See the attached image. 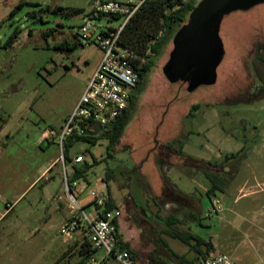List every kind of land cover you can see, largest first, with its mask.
I'll return each instance as SVG.
<instances>
[{
    "label": "rangeland",
    "instance_id": "rangeland-1",
    "mask_svg": "<svg viewBox=\"0 0 264 264\" xmlns=\"http://www.w3.org/2000/svg\"><path fill=\"white\" fill-rule=\"evenodd\" d=\"M100 1L0 0V264L80 262L76 251L66 252L76 239L80 244L86 238L84 233L58 234L69 217L62 150L44 136L61 132L101 61L99 49L77 39ZM19 3L23 6L8 19ZM56 7L60 10L53 12ZM75 9L81 12L68 14ZM97 23L114 28L122 19L109 16ZM174 34L166 35L154 57L118 143L76 142L69 149L71 158L84 155L76 168L90 166L78 187L88 193L106 190L108 184L119 196L120 231L137 254L136 264L171 255L155 248L159 239L170 251L193 257L187 245L167 236L169 215L178 220L176 229L210 242L211 253L227 254L237 264H264V68L256 74L245 57L249 46L264 38V3L223 19L219 36L225 54L213 86L188 93L186 85L165 79L162 67ZM63 42L75 46L55 48ZM50 165L44 179L31 185ZM138 165L140 172L135 171ZM73 166L66 163L67 176ZM159 176L179 193L177 198L200 200L197 221L189 217L196 209L191 201L174 197L177 203L156 205L144 182L157 190ZM214 181L217 187L208 196ZM6 204L12 205L9 211ZM84 212L93 216L90 206ZM93 258L117 264L101 251Z\"/></svg>",
    "mask_w": 264,
    "mask_h": 264
},
{
    "label": "built area",
    "instance_id": "built-area-1",
    "mask_svg": "<svg viewBox=\"0 0 264 264\" xmlns=\"http://www.w3.org/2000/svg\"><path fill=\"white\" fill-rule=\"evenodd\" d=\"M144 0H105L93 4L84 23L79 28L78 41L92 44L102 52V58L91 75L84 93L81 95L73 112L68 117L60 133L50 131L44 136L46 141H56L62 150L64 141L73 134L80 135L85 126L105 128L111 125L126 109L130 94L140 78L134 69L133 51L122 47L118 38L124 25L136 13ZM102 16L122 19L117 27H102L97 20ZM63 167L64 198L69 217L58 234L68 237L80 229L91 248L103 252L104 258L112 259L117 264H135L131 254L119 247L117 226L121 217L119 209L105 210L108 196L105 190H91L82 199L83 189L77 180L70 182L66 165L61 155ZM84 155H76L70 165H80ZM90 206L93 216L84 212ZM12 205L6 204L9 211ZM85 264H99L91 256ZM199 264H237L230 256L223 253H210Z\"/></svg>",
    "mask_w": 264,
    "mask_h": 264
},
{
    "label": "trees",
    "instance_id": "trees-1",
    "mask_svg": "<svg viewBox=\"0 0 264 264\" xmlns=\"http://www.w3.org/2000/svg\"><path fill=\"white\" fill-rule=\"evenodd\" d=\"M22 6L23 3H19L16 9L10 13L8 19L15 15ZM195 6V0H144V2L136 11V13L124 25L118 38V42L122 47L133 51L135 55L134 69L138 72L140 80L130 94L126 109L118 118H116V120L111 125L105 128H101L99 126H85L80 135L73 134L64 141L62 148V156L65 165L66 163L71 164L72 162V158L69 155V149L76 142H83L89 144L90 146H95L99 140L108 139L110 145H115L118 143L124 133L125 128L130 122V119L133 114V109L135 108L134 103L136 102V100H138L139 96L145 89L146 76L151 71V68L154 65V61L156 58L155 56L159 55L161 45L165 44L168 39L167 36L172 33H176V31L187 21L188 15ZM58 10H60V8L56 7L52 11L56 12ZM80 12L81 10L75 9L69 12L68 14H78ZM103 17L108 16H102L100 18ZM111 18L117 19L118 17L111 16ZM47 35L48 34H45V36ZM16 36L17 32H15L9 38L5 45L11 43V41L16 38ZM74 46L75 43L73 45H69L63 42L61 44L56 45L55 48L71 49ZM195 108L196 106H194V109ZM94 164L98 163L94 162ZM157 166L159 167L158 163ZM72 168L73 171L70 176V182L83 178L84 173L89 170L90 166L85 165L80 169L74 166ZM140 169V165L135 167V171L140 172ZM161 177L163 179V176ZM108 179H110V177L108 174H106L104 181H108ZM145 179L146 178H144V180ZM215 183L216 181H214V185L212 186V188L207 191L206 194L208 196L212 193V189L217 187ZM148 185L149 184L145 181L144 186L151 194V187ZM166 191L172 195L173 200L175 199L174 197L177 198V195L179 194L178 192L172 191L170 187H166ZM177 199L191 201L192 198L189 199L187 197V199ZM111 209H113V207L108 201L105 206V210ZM198 214V212H190L189 217L192 221H197ZM165 223L166 227L169 229V232L166 233L167 236L172 239L179 240L185 245H187L188 251L192 252L193 257L189 259L184 257V255H178L170 251L167 245L161 239H159L154 244L155 248L163 247L167 252H170L171 255L167 258H152V264H169V261L173 262V264H198L200 263L201 259L205 258L208 254L213 251V246L210 242L203 243L198 239L197 236L191 234L190 232L176 229L175 226L178 223V220L174 216L168 217ZM117 238L119 247L126 249L131 254L136 264L137 254L130 248V245L127 242H124L122 240L121 235L118 232V228ZM78 245L77 247L74 245L69 247L66 253H70L71 251H73L72 248H76L75 251L81 257L79 264H84L91 256H93L95 250L91 248V245L88 242L87 238L83 239ZM171 257L173 259H171Z\"/></svg>",
    "mask_w": 264,
    "mask_h": 264
},
{
    "label": "water",
    "instance_id": "water-1",
    "mask_svg": "<svg viewBox=\"0 0 264 264\" xmlns=\"http://www.w3.org/2000/svg\"><path fill=\"white\" fill-rule=\"evenodd\" d=\"M264 0H200L176 31L172 50L162 67L170 84L186 85L188 93L200 86H213L225 51L219 36L225 17L245 12Z\"/></svg>",
    "mask_w": 264,
    "mask_h": 264
},
{
    "label": "crops",
    "instance_id": "crops-1",
    "mask_svg": "<svg viewBox=\"0 0 264 264\" xmlns=\"http://www.w3.org/2000/svg\"><path fill=\"white\" fill-rule=\"evenodd\" d=\"M50 143H55V141H51ZM73 159V158H72ZM56 161V160H55ZM51 167V165L47 168V169H45L42 173H41V175L31 184V185H33L34 183H38L39 181H41L40 179H44V175L46 174V172L48 171V169ZM73 171V170H72ZM71 174H72V172H71ZM70 174V175H71ZM43 177V178H42ZM103 181H104V179H103ZM105 183L107 184L108 183V181H105ZM166 183V184H165ZM166 187H172L170 184H168L167 182H165V180H164V178L162 179V177L161 176H159V181L157 182V190H155V188H152L151 189V196L155 199V201H157V202H155L156 203V205L158 206V207H161V204H163V203H165L164 205H166V204H168V203H172V202H174V203H177L178 202V200H173L172 198H169V199H171V200H166V197H168V196H166L165 195V191H166ZM82 189H83V194H82V196H81V199L87 194L85 191H86V188H83L82 187ZM172 190V189H171ZM105 192L107 193V196H108V201L110 202V204L112 205V207H113V209H121L120 207V205H119V202H120V199H119V196H115L114 195V193L112 192V190H111V188L109 187V185L107 184V189L105 190ZM83 202H85V199H82V203ZM191 202L193 203V205L194 206H196V209L194 210V212L193 213H195V212H198L199 213V211H200V207H201V202H200V200H197V199H191ZM122 203H126V200H125V202H122ZM92 208V207H91ZM162 208V207H161ZM157 210L160 212L161 211V209L159 210V208H157ZM192 210V209H191ZM92 211H93V209H92ZM143 211V210H142ZM143 212H145V211H143ZM192 212V211H191ZM68 215H69V213H68ZM2 216V215H1ZM170 216H172V215H169V216H167V218L168 217H170ZM166 218V219H167ZM68 220V218L66 217V219H65V221H67ZM166 221V220H165ZM118 232H119V234L121 235V231H120V224H119V221H118ZM78 232H80V229L79 230H77L75 233H78ZM121 238H122V240L124 241V242H127V240L126 239H123V236L121 235ZM79 244V240L78 239H76V241H75V243L73 244L74 246H76L77 247V245ZM73 245H71V246H73ZM70 246V247H71ZM73 249V251H71V252H74L75 250H76V248H72ZM70 252V253H71Z\"/></svg>",
    "mask_w": 264,
    "mask_h": 264
},
{
    "label": "flooded vegetation",
    "instance_id": "flooded-vegetation-1",
    "mask_svg": "<svg viewBox=\"0 0 264 264\" xmlns=\"http://www.w3.org/2000/svg\"><path fill=\"white\" fill-rule=\"evenodd\" d=\"M246 56L249 57V63L253 66L256 74L259 73L260 69L264 68V38H261L258 44H251L245 51ZM246 76H248V73H246Z\"/></svg>",
    "mask_w": 264,
    "mask_h": 264
}]
</instances>
